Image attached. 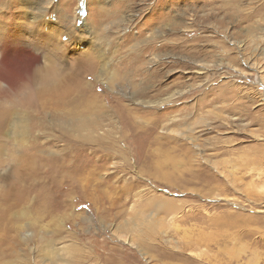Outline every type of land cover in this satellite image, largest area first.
Segmentation results:
<instances>
[{"label":"rangeland","instance_id":"rangeland-1","mask_svg":"<svg viewBox=\"0 0 264 264\" xmlns=\"http://www.w3.org/2000/svg\"><path fill=\"white\" fill-rule=\"evenodd\" d=\"M0 5V25L24 36L1 43L8 66L40 59L45 75L50 58L66 76L92 60L86 87L104 105L91 137L28 123L25 147L54 154H38L35 187L0 166V262L264 264V0ZM48 32L64 55H44Z\"/></svg>","mask_w":264,"mask_h":264},{"label":"bare ground","instance_id":"bare-ground-1","mask_svg":"<svg viewBox=\"0 0 264 264\" xmlns=\"http://www.w3.org/2000/svg\"><path fill=\"white\" fill-rule=\"evenodd\" d=\"M179 18L180 17L177 15L172 20L173 22L175 21V24L173 23V25L176 26L181 24ZM18 25L15 20L12 21L11 27L8 26L4 28V26L0 25V75L2 76V74L6 72L10 76H15L18 81L17 83L4 82V85H0V100L5 97V100L10 104L9 107L4 109L0 107V166L10 165L14 167L18 175V180L27 183L29 187H35L41 182V176L39 178L40 172L43 171V168L48 166L47 162H49V160H43L38 154L51 156L54 152L50 151V148L46 149L41 147L38 140H33L31 146L25 147L27 138L31 136V132H28V123H34L35 125L33 127H45V125L50 123L54 128H59L58 131L62 132V134V129H67L69 127L71 131L73 130L74 132L79 133L80 137H82L81 135L83 131H86L91 137V135L93 136L96 130L100 127L99 122L102 119L101 109L104 105L101 106L96 93H92V90H87L89 88L86 87L90 72L93 74V72L96 71V66L92 60L82 61L78 59L75 67H72L73 72L66 76L65 72H62L64 69L59 68V66L52 62V59L50 60V58H47L49 65L44 71H47L50 67L52 69L50 68L45 75H40V71L35 70V67H39L35 66V64H39L40 59L33 60L28 66L26 65L24 70H22L23 66H21L20 60L18 59H15L17 60L15 63L10 61L8 66V64L4 62L6 53L11 52V47L8 46V44L14 46L12 45L13 42L20 43L22 37H24L23 32ZM47 34L48 41L46 42L45 40L42 45L44 55L46 51L53 54V56L55 54V57L58 54L64 55L65 51L63 52L61 46L64 44V41L60 40V43L58 41V44L56 41L51 40V33L48 32ZM2 42H7L8 44L6 43V45H2ZM19 46L20 45H17L16 47L22 49ZM20 49H18V51ZM27 52L34 55L31 51ZM8 68L10 70H8ZM20 73L25 75H21ZM52 76L55 79L52 78ZM51 78L53 80H51ZM51 81H55V83H52ZM4 86L8 87L7 89H9L11 93H14V97H11L10 93L4 90L2 91ZM89 94L90 97H87ZM8 103L6 104L8 105ZM0 106L2 105L0 104ZM51 110H53V113ZM24 147L25 150H22ZM5 155L7 157L2 159L1 157ZM42 179L44 178L42 177ZM28 198L29 196L25 195L24 200ZM1 202L2 201H0V203ZM41 210V208H37L36 210L40 216ZM23 215H25V212L21 211V216L23 217ZM0 225L3 224L0 222ZM42 250L50 256L53 261L58 260V251L54 249L53 243L47 241L42 247ZM22 261H25V259L19 260L18 264H23L24 262ZM8 263L5 261L0 262V264Z\"/></svg>","mask_w":264,"mask_h":264}]
</instances>
